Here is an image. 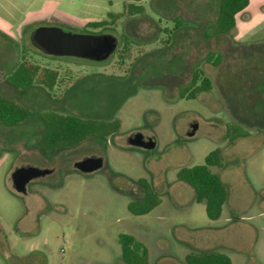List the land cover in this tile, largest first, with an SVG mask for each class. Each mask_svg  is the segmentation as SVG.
Masks as SVG:
<instances>
[{
	"label": "rangeland",
	"instance_id": "rangeland-1",
	"mask_svg": "<svg viewBox=\"0 0 264 264\" xmlns=\"http://www.w3.org/2000/svg\"><path fill=\"white\" fill-rule=\"evenodd\" d=\"M129 3L143 13L119 16ZM219 6L220 0H0V92L32 110L25 123H0V264H121L122 233L148 247L151 264H187L188 252L205 249L227 253L234 264H264V0H249L226 33L213 31ZM112 19L115 25L88 26ZM45 25L114 33L119 43L102 61L52 57L31 37ZM124 33L134 43L123 62ZM25 48L32 59L60 69L69 82L64 95L7 80ZM196 68L212 88L182 97ZM50 110L117 118L120 128L45 151L36 138L45 128L41 115ZM232 123L238 129L229 134ZM136 132L153 137L155 148L131 145ZM215 149L222 165L211 170L228 198L212 220L177 171L204 163ZM86 157L101 158V166L79 170L76 162ZM22 166L44 170L25 192L12 179ZM141 178L160 203L136 215L128 204L143 196Z\"/></svg>",
	"mask_w": 264,
	"mask_h": 264
},
{
	"label": "trees",
	"instance_id": "trees-1",
	"mask_svg": "<svg viewBox=\"0 0 264 264\" xmlns=\"http://www.w3.org/2000/svg\"><path fill=\"white\" fill-rule=\"evenodd\" d=\"M249 4V0H220L219 14L213 31L226 33L236 25V17ZM127 12L122 15L129 18L135 13H143V7L134 3L127 4ZM119 18V17H118ZM115 25V19L97 20L89 22L88 26L99 28ZM181 25L177 23L176 27ZM124 35V44L119 52L121 59L129 55L133 40ZM166 43L168 41H165ZM43 52V51H42ZM47 54V53H46ZM52 57L56 55L48 54ZM210 55L208 60H212ZM218 57L215 59L217 60ZM7 80L19 89L32 85L43 87L50 95L61 97L67 90V79L63 81L60 69L42 64L32 59L27 49H23L20 60L8 74ZM212 88V80L202 68H196L190 84L183 92L182 97L193 98L198 93ZM55 89L58 92L53 93ZM32 110L15 97L5 96L0 92V123L6 125L22 124L31 117ZM45 122L44 130L37 136L36 142L45 144V151L63 147H75L89 137H108L120 128V120L85 118L74 114L45 111L41 115ZM238 128L235 124L228 125L229 134ZM241 134V133H240ZM221 166V156L218 149L211 151L205 162L194 165H184L177 171V178L191 185L195 190V200L204 202L210 219L217 220L222 216L224 205L228 198V188L220 175L211 170V166ZM144 194L140 199L132 200L128 204L130 212L136 215L146 214L160 203V196L154 186L145 178L139 179ZM121 245V264H151L148 247L133 235L122 233L119 235ZM187 264H234L232 258L225 252L216 249L190 251L185 256Z\"/></svg>",
	"mask_w": 264,
	"mask_h": 264
},
{
	"label": "water",
	"instance_id": "water-1",
	"mask_svg": "<svg viewBox=\"0 0 264 264\" xmlns=\"http://www.w3.org/2000/svg\"><path fill=\"white\" fill-rule=\"evenodd\" d=\"M32 41L44 53L56 56H74L95 61H102L113 54L119 43V38L114 33H92L67 31L60 26H39L32 32ZM196 123L192 124L193 134ZM131 145L154 149L156 142L153 137L145 138L142 132H136L128 138ZM102 164L99 157H86L75 166L89 172L97 169ZM44 170L32 166H22L12 173L14 187L17 191L25 192L28 181L43 173Z\"/></svg>",
	"mask_w": 264,
	"mask_h": 264
},
{
	"label": "flooded vegetation",
	"instance_id": "flooded-vegetation-1",
	"mask_svg": "<svg viewBox=\"0 0 264 264\" xmlns=\"http://www.w3.org/2000/svg\"><path fill=\"white\" fill-rule=\"evenodd\" d=\"M190 133V132H189ZM150 136H145L146 139H148Z\"/></svg>",
	"mask_w": 264,
	"mask_h": 264
},
{
	"label": "crops",
	"instance_id": "crops-1",
	"mask_svg": "<svg viewBox=\"0 0 264 264\" xmlns=\"http://www.w3.org/2000/svg\"><path fill=\"white\" fill-rule=\"evenodd\" d=\"M134 15V14H133Z\"/></svg>",
	"mask_w": 264,
	"mask_h": 264
}]
</instances>
